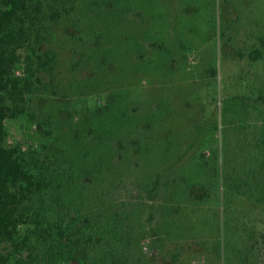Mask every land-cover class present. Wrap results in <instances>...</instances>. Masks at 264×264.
<instances>
[{
	"label": "rangeland",
	"instance_id": "1",
	"mask_svg": "<svg viewBox=\"0 0 264 264\" xmlns=\"http://www.w3.org/2000/svg\"><path fill=\"white\" fill-rule=\"evenodd\" d=\"M40 1L6 128L88 246L26 264H264V0Z\"/></svg>",
	"mask_w": 264,
	"mask_h": 264
},
{
	"label": "trees",
	"instance_id": "2",
	"mask_svg": "<svg viewBox=\"0 0 264 264\" xmlns=\"http://www.w3.org/2000/svg\"><path fill=\"white\" fill-rule=\"evenodd\" d=\"M42 13L40 0H0V239L10 243L17 264H26L37 249L79 261L88 246L76 232V218L66 220L58 212L62 183L40 161L33 165L19 144H11L6 128L27 105L30 80L18 77L16 68L21 62L19 51L28 46ZM61 16L56 10L51 19ZM36 56L40 62L32 64L37 71L46 63L43 56ZM0 264L11 263L0 257Z\"/></svg>",
	"mask_w": 264,
	"mask_h": 264
}]
</instances>
